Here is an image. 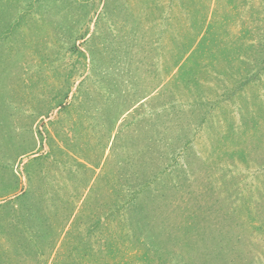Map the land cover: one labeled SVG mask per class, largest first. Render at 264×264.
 Segmentation results:
<instances>
[{"label": "rangeland", "instance_id": "rangeland-1", "mask_svg": "<svg viewBox=\"0 0 264 264\" xmlns=\"http://www.w3.org/2000/svg\"><path fill=\"white\" fill-rule=\"evenodd\" d=\"M0 264H264V0H0Z\"/></svg>", "mask_w": 264, "mask_h": 264}]
</instances>
